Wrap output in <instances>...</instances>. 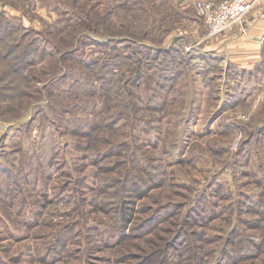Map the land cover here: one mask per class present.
Listing matches in <instances>:
<instances>
[{
  "label": "rangeland",
  "instance_id": "1",
  "mask_svg": "<svg viewBox=\"0 0 264 264\" xmlns=\"http://www.w3.org/2000/svg\"><path fill=\"white\" fill-rule=\"evenodd\" d=\"M44 1L0 59V264H227L240 238L229 264H264V97L210 72L193 0Z\"/></svg>",
  "mask_w": 264,
  "mask_h": 264
},
{
  "label": "crops",
  "instance_id": "2",
  "mask_svg": "<svg viewBox=\"0 0 264 264\" xmlns=\"http://www.w3.org/2000/svg\"><path fill=\"white\" fill-rule=\"evenodd\" d=\"M43 5H46L44 0H23L22 5L13 0H0V13L29 27L34 22L25 10L40 11V17L47 18L50 7ZM198 24L190 21L192 32L197 35L202 28ZM198 44L202 45L203 52L214 56L209 64L213 74L216 75L219 67H224L231 85L234 83L229 94L240 99L238 110L250 111L242 107L251 105V102L255 105L259 93L264 94V0L241 23L215 38L202 39Z\"/></svg>",
  "mask_w": 264,
  "mask_h": 264
},
{
  "label": "trees",
  "instance_id": "3",
  "mask_svg": "<svg viewBox=\"0 0 264 264\" xmlns=\"http://www.w3.org/2000/svg\"><path fill=\"white\" fill-rule=\"evenodd\" d=\"M22 31L23 28L21 26H18L17 24L14 23V21L12 19H10L9 17H7L4 13H0V59L2 58V61H8L10 57L12 56H16L15 54L19 53L20 51V47L22 46V40L28 38V36L25 35V32L23 33ZM28 32V31H27ZM30 33V31L28 32ZM34 33V32H32ZM20 34V36H19ZM19 36V38H18ZM10 40V41H9ZM6 41L11 42L10 44H8V46L6 45ZM8 47V48H7ZM33 49V54L38 52L39 49H37L36 45H35V41H30V46ZM28 47V48H29ZM28 52V49L26 51H24V53L22 52L21 55V59H23L22 56H26ZM169 53V52H167ZM3 54V55H1ZM18 58V57H17ZM11 67L18 69L17 68V64H11ZM18 71V70H17ZM21 69L19 68L20 72ZM210 72L213 73V69L210 68ZM20 75V74H19ZM23 78V77H22ZM133 175L131 174V177ZM132 179V178H131ZM119 214L122 215V211L121 208L119 209ZM244 236V235H243ZM258 241V239H257ZM246 240L238 241V247H242V249L240 248H233L230 249V247L227 246V264H229L230 262H234V260H240V258H244V259H253L254 255H253V250H251L250 247H247L246 245ZM254 243V241H251ZM255 244V243H254ZM61 246V244H60ZM166 246V244H159L155 247V249L157 247H159L158 250H156L155 252H153V255L151 254L150 256H144L140 258L141 263L140 264H151V260L154 258H157V262H159L160 258H162L163 255L165 254H169L170 251H163L164 247ZM62 247H57L56 245L54 246V248L52 249V253H51V258H58V255L60 256L62 254ZM240 250L239 253H236V251ZM244 251V253L242 251ZM57 254V255H56ZM243 259V260H244Z\"/></svg>",
  "mask_w": 264,
  "mask_h": 264
},
{
  "label": "built area",
  "instance_id": "4",
  "mask_svg": "<svg viewBox=\"0 0 264 264\" xmlns=\"http://www.w3.org/2000/svg\"><path fill=\"white\" fill-rule=\"evenodd\" d=\"M262 0H195L197 14L208 27V38H214L229 31L234 25L241 23ZM191 50L192 47H187ZM264 97H258L257 102ZM247 114H241L246 118Z\"/></svg>",
  "mask_w": 264,
  "mask_h": 264
}]
</instances>
